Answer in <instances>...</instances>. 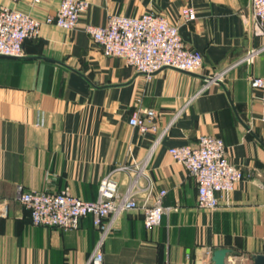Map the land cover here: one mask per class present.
<instances>
[{"label": "crops", "instance_id": "obj_1", "mask_svg": "<svg viewBox=\"0 0 264 264\" xmlns=\"http://www.w3.org/2000/svg\"><path fill=\"white\" fill-rule=\"evenodd\" d=\"M87 1L75 29L43 23L22 56L0 55V264H86L98 238L90 216L73 230L33 226L16 199L18 185L67 187L93 200L108 172L145 158L139 203L163 189L172 209L150 228L141 209L119 214L102 244L104 264H208L206 250L219 248L229 250V264H255L264 256V122L248 76H264V48L251 64L235 62L264 45V34H252L248 0ZM59 3L0 0L40 20ZM183 6L194 8V20L180 18ZM147 11L166 16L184 44L202 53L198 71L164 67L147 76L104 54L84 30L110 14ZM135 109L156 112L143 133L128 122ZM202 134L220 137L243 173L214 209L197 207L195 179L168 153ZM128 177L114 172L120 191Z\"/></svg>", "mask_w": 264, "mask_h": 264}, {"label": "built area", "instance_id": "obj_2", "mask_svg": "<svg viewBox=\"0 0 264 264\" xmlns=\"http://www.w3.org/2000/svg\"><path fill=\"white\" fill-rule=\"evenodd\" d=\"M17 2L18 0H9ZM40 0H33L34 3ZM252 16V34H264V0H248ZM87 0H60L55 14L40 20L6 4L0 5V55L19 57L23 55L26 39H35L43 23L53 24L65 30L76 28L80 14L88 8ZM180 18L185 22L195 19L191 6L180 9ZM84 30L97 42L104 54L122 58L137 72L147 76L164 67L195 72L203 63L199 50L188 48L181 39L178 28L162 14L147 11L137 16L110 14L103 25L87 24ZM264 45L251 48L235 63L251 64ZM221 72L209 76L206 84L220 80ZM248 82L253 90H259L260 114L264 122V76L249 75ZM152 109H135L129 117V124L139 132L147 130L145 118H153ZM155 144V143H154ZM168 153L182 164L197 183L196 204L199 208L214 209L221 200H228L234 186L243 177L242 171L227 158L224 141L215 135L202 134L195 145H178L168 148ZM147 158L131 164L118 166L108 172L99 182L97 196L84 200L64 187L55 192L24 190L18 185L16 199L28 210L33 226L57 227L73 230L80 219L90 216L98 229V238L86 264H104L102 244L113 227L115 218L124 211L141 209L146 228L158 225L162 216L172 207L163 203L165 190L146 197L139 203L137 194L141 191L139 178L144 175ZM126 172L129 177L123 191L118 189L115 171ZM150 199V200H149ZM149 200V202H148ZM264 207V204H263ZM208 264H212V250H206Z\"/></svg>", "mask_w": 264, "mask_h": 264}, {"label": "water", "instance_id": "obj_3", "mask_svg": "<svg viewBox=\"0 0 264 264\" xmlns=\"http://www.w3.org/2000/svg\"><path fill=\"white\" fill-rule=\"evenodd\" d=\"M206 79H209L208 77ZM229 253L228 249L219 248L212 252L211 260L213 264H229L225 261L227 254ZM255 264H264V256L256 255Z\"/></svg>", "mask_w": 264, "mask_h": 264}]
</instances>
